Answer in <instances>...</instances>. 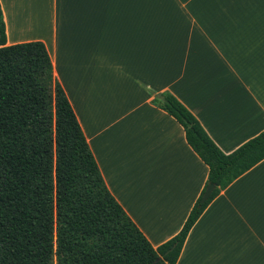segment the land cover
<instances>
[{
	"label": "crops",
	"instance_id": "1",
	"mask_svg": "<svg viewBox=\"0 0 264 264\" xmlns=\"http://www.w3.org/2000/svg\"><path fill=\"white\" fill-rule=\"evenodd\" d=\"M6 45L42 42L122 209L156 248L208 175L169 92L229 154L264 130V0H0ZM176 264H264V159L212 200Z\"/></svg>",
	"mask_w": 264,
	"mask_h": 264
},
{
	"label": "trees",
	"instance_id": "2",
	"mask_svg": "<svg viewBox=\"0 0 264 264\" xmlns=\"http://www.w3.org/2000/svg\"><path fill=\"white\" fill-rule=\"evenodd\" d=\"M151 94L208 168L181 229L156 248L109 192L45 45H6L0 7V264H176L206 207L264 159V130L226 154L175 96Z\"/></svg>",
	"mask_w": 264,
	"mask_h": 264
},
{
	"label": "water",
	"instance_id": "3",
	"mask_svg": "<svg viewBox=\"0 0 264 264\" xmlns=\"http://www.w3.org/2000/svg\"><path fill=\"white\" fill-rule=\"evenodd\" d=\"M213 189H214V185L212 183H209L207 185L202 197H201L200 203H204V202H206L208 200V198L210 197ZM158 260H159V258H158Z\"/></svg>",
	"mask_w": 264,
	"mask_h": 264
}]
</instances>
